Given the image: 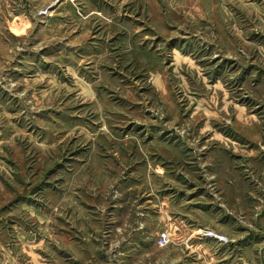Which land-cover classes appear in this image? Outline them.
I'll return each mask as SVG.
<instances>
[{
	"label": "rangeland",
	"instance_id": "1",
	"mask_svg": "<svg viewBox=\"0 0 264 264\" xmlns=\"http://www.w3.org/2000/svg\"><path fill=\"white\" fill-rule=\"evenodd\" d=\"M0 264H264V0H0Z\"/></svg>",
	"mask_w": 264,
	"mask_h": 264
},
{
	"label": "built area",
	"instance_id": "2",
	"mask_svg": "<svg viewBox=\"0 0 264 264\" xmlns=\"http://www.w3.org/2000/svg\"><path fill=\"white\" fill-rule=\"evenodd\" d=\"M171 242V238L169 237L168 232L166 231H161L158 233L157 238H156V244L159 247H165Z\"/></svg>",
	"mask_w": 264,
	"mask_h": 264
}]
</instances>
